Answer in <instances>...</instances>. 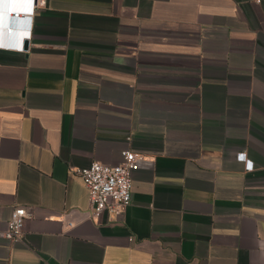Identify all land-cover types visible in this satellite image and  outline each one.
I'll use <instances>...</instances> for the list:
<instances>
[{
	"label": "crops",
	"instance_id": "obj_1",
	"mask_svg": "<svg viewBox=\"0 0 264 264\" xmlns=\"http://www.w3.org/2000/svg\"><path fill=\"white\" fill-rule=\"evenodd\" d=\"M5 5L0 230L30 217L0 264H264V0ZM124 149L131 202L91 218L75 170Z\"/></svg>",
	"mask_w": 264,
	"mask_h": 264
},
{
	"label": "built area",
	"instance_id": "obj_2",
	"mask_svg": "<svg viewBox=\"0 0 264 264\" xmlns=\"http://www.w3.org/2000/svg\"><path fill=\"white\" fill-rule=\"evenodd\" d=\"M31 1L28 0L27 7L20 10L13 5V0H10L9 9L6 10L5 5L4 13L13 20H22L28 27L29 16L20 15V13L23 14L21 11L29 10ZM24 37L17 39L20 42H0V47L21 49ZM236 158L246 164L247 170H251L252 164L245 152H239ZM144 160L146 157L142 153L124 149L121 150L120 160L116 164L92 161L88 166L75 170L87 189L88 213L91 218H98L103 212H109L115 217L122 213L131 202L133 173L140 168ZM29 217L30 212L24 206L14 207L10 218L4 222L0 230V237L10 243L19 242L22 237L24 222Z\"/></svg>",
	"mask_w": 264,
	"mask_h": 264
},
{
	"label": "water",
	"instance_id": "obj_3",
	"mask_svg": "<svg viewBox=\"0 0 264 264\" xmlns=\"http://www.w3.org/2000/svg\"><path fill=\"white\" fill-rule=\"evenodd\" d=\"M7 2H8V0H7ZM1 13V12H0ZM1 15V14H0ZM5 20V22H6V25H4V27H5V30H7V26H8V18H4V17H2V16H0V22H3ZM0 26H1V24H0ZM9 29H10V31L12 32V33H14L15 31H16V27H12V26H10L9 27ZM26 47H27V40L25 39L24 40V43H23V46H22V49H26Z\"/></svg>",
	"mask_w": 264,
	"mask_h": 264
},
{
	"label": "clouds",
	"instance_id": "obj_4",
	"mask_svg": "<svg viewBox=\"0 0 264 264\" xmlns=\"http://www.w3.org/2000/svg\"><path fill=\"white\" fill-rule=\"evenodd\" d=\"M34 6H35V0H32V1H31V4H30V8H29V10H27V11H21V12L26 13L25 15L31 17L30 14L33 13V11H34ZM8 9H9V3L7 2L6 10H8ZM24 38H25V37H24ZM24 38H23V40H24ZM22 46H23V44H22Z\"/></svg>",
	"mask_w": 264,
	"mask_h": 264
}]
</instances>
